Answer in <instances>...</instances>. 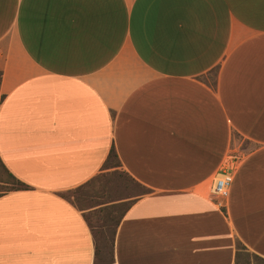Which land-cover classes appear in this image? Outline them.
Segmentation results:
<instances>
[{
    "label": "crops",
    "instance_id": "obj_1",
    "mask_svg": "<svg viewBox=\"0 0 264 264\" xmlns=\"http://www.w3.org/2000/svg\"><path fill=\"white\" fill-rule=\"evenodd\" d=\"M112 151L145 193L111 264L264 261V0H0V264H95L112 205L63 194Z\"/></svg>",
    "mask_w": 264,
    "mask_h": 264
},
{
    "label": "rangeland",
    "instance_id": "obj_2",
    "mask_svg": "<svg viewBox=\"0 0 264 264\" xmlns=\"http://www.w3.org/2000/svg\"><path fill=\"white\" fill-rule=\"evenodd\" d=\"M229 155L234 158L233 167L234 162H238L242 157L235 153L233 148ZM0 184V193L20 187L2 171H0ZM144 193L145 190L140 185L129 179L119 169V163L111 159L95 179L79 189L63 194L65 199L80 209L112 205V207L99 209L88 215V221L92 227L96 228L98 253L95 264L112 263L111 242L116 224L127 206L124 200L136 199ZM242 264H264V261L246 255L243 257Z\"/></svg>",
    "mask_w": 264,
    "mask_h": 264
},
{
    "label": "built area",
    "instance_id": "obj_3",
    "mask_svg": "<svg viewBox=\"0 0 264 264\" xmlns=\"http://www.w3.org/2000/svg\"><path fill=\"white\" fill-rule=\"evenodd\" d=\"M228 159H230V162H228ZM233 159L234 158H231V156L228 155V158H227L226 162L224 164H222L219 173L216 176H214V177L222 176V177H224L226 179L225 180V190L223 192L221 191V189H222V183L221 182H218L216 184L214 192H211V190H210L211 182L214 179V177L209 182V186H208L209 196H211L213 199L217 200V205L220 208L224 207L225 202L228 199L229 188H230V186L232 184V181H233L235 165L237 163L235 161L234 162V167H233V165H232V162L234 161Z\"/></svg>",
    "mask_w": 264,
    "mask_h": 264
},
{
    "label": "bare ground",
    "instance_id": "obj_4",
    "mask_svg": "<svg viewBox=\"0 0 264 264\" xmlns=\"http://www.w3.org/2000/svg\"><path fill=\"white\" fill-rule=\"evenodd\" d=\"M225 178L224 177H222V176H217V177H214V179L212 180V182H211V192H214V190H215V187H216V184L218 183V182H221L222 183V189H221V191L223 192L224 190H225Z\"/></svg>",
    "mask_w": 264,
    "mask_h": 264
},
{
    "label": "trees",
    "instance_id": "obj_5",
    "mask_svg": "<svg viewBox=\"0 0 264 264\" xmlns=\"http://www.w3.org/2000/svg\"><path fill=\"white\" fill-rule=\"evenodd\" d=\"M110 159H114V160H117V156H116V154H115V152L114 151H112L111 153H110ZM17 183V182H16ZM20 185V184H19ZM15 189V188H14Z\"/></svg>",
    "mask_w": 264,
    "mask_h": 264
}]
</instances>
